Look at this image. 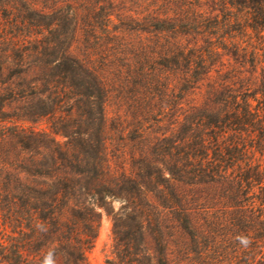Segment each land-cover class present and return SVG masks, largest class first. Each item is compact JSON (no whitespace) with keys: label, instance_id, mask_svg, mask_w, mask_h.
<instances>
[{"label":"trees","instance_id":"trees-1","mask_svg":"<svg viewBox=\"0 0 264 264\" xmlns=\"http://www.w3.org/2000/svg\"><path fill=\"white\" fill-rule=\"evenodd\" d=\"M145 2L141 15L85 19L113 24L114 41L126 25L157 38L135 56L166 77L150 68L136 78L142 99L163 108L134 118L128 141L141 150L128 172L107 155L106 79L94 54L66 42L77 15L47 14L45 43L0 36V264H88L97 209L113 216L122 263L172 264L173 243L178 264H264V0ZM234 33L245 40L210 39ZM192 95L203 102H186ZM44 118L49 131L32 126Z\"/></svg>","mask_w":264,"mask_h":264},{"label":"rangeland","instance_id":"rangeland-1","mask_svg":"<svg viewBox=\"0 0 264 264\" xmlns=\"http://www.w3.org/2000/svg\"><path fill=\"white\" fill-rule=\"evenodd\" d=\"M26 1L33 4L35 11H38L39 14H44L45 17L31 11H25L24 7L16 0H0V5L2 6L3 3L9 2V6L10 4L15 6L16 4L17 8V11H14L13 14L0 10V36L7 34L9 39L18 36L20 40L24 39V37L28 38V36L34 39L33 36H36L39 44L45 43L47 42V36H49L47 34V25L50 23L47 14L57 13L58 16L77 15V20H75V31H77L76 40L72 41L70 38L66 42L67 45L72 42V48L78 56H86L85 53L87 54V52L94 54L92 56L93 66L96 67L100 76L106 79L108 98L105 106L106 128L103 137L106 141L107 155L112 167L128 172L130 170L131 158H138L139 150H141L140 144L137 146L136 143L128 141V136H131L132 130L137 126L134 118L145 112H157L163 108L161 102L155 99L153 102L149 101V103L142 99L146 91L138 85L139 82L136 78L137 74L139 75L141 71L145 73L150 68L156 70L154 76H159L160 80L166 77V73L159 69L160 67L157 64L152 66L151 63H145L142 56H138L137 58L135 56L136 53L142 54L148 51L149 48H153L152 43L157 38L142 32H135L133 30L134 26L132 25L122 26L121 28L117 24L118 26L116 27L120 26L122 33L120 35L116 33L117 40L114 41L112 38L114 37L113 34H115L113 24L106 26L100 19H97V24L90 23L92 25L89 26L85 19L89 16L93 17L95 13L101 16L114 12H123L128 15H141L145 12L146 2L144 3V0H116L117 6L114 8L111 7L112 5L110 6V0ZM91 6H95L96 10L90 12ZM6 8L8 10L10 9L8 6ZM24 20L26 24L23 23ZM72 28L73 25L69 29ZM234 34L236 37L232 41L216 36H212L210 39L214 44H222L224 42L229 44L230 42H243L245 40L241 39L238 33ZM1 48L2 45L0 43ZM118 52L124 53V55L122 54L120 56ZM115 53L117 54L116 56H114ZM110 54L112 57L107 56ZM140 82L143 83L141 80ZM159 90H162V88L159 87L154 92L161 96L162 91ZM186 99V102L189 101L190 103L196 102L200 104L203 102L201 95L188 96ZM32 126L37 130L45 131H49L50 128L47 118L40 120ZM155 126L153 125L152 130L158 131ZM129 132L130 134L128 135L127 133ZM55 138L59 142L65 140L60 136H55ZM152 197L153 194L148 193V199L153 201ZM107 201L110 203L109 208L113 213H117L124 204L118 198L108 199ZM97 213L99 215V226L93 246L86 252L87 263L126 264L120 261L115 252L116 242L113 234V216L104 209H97ZM19 239H23V236H19ZM172 244L170 245L172 250L171 263L178 264L179 257L177 258L175 255L177 252L176 247ZM182 264L189 263L182 262Z\"/></svg>","mask_w":264,"mask_h":264},{"label":"clouds","instance_id":"clouds-1","mask_svg":"<svg viewBox=\"0 0 264 264\" xmlns=\"http://www.w3.org/2000/svg\"><path fill=\"white\" fill-rule=\"evenodd\" d=\"M45 264H52L51 259H50V258H49V259H46V260H45Z\"/></svg>","mask_w":264,"mask_h":264}]
</instances>
